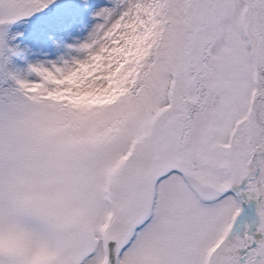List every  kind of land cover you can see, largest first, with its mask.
<instances>
[{"label":"snow or ice","instance_id":"6c2138e0","mask_svg":"<svg viewBox=\"0 0 264 264\" xmlns=\"http://www.w3.org/2000/svg\"><path fill=\"white\" fill-rule=\"evenodd\" d=\"M0 264H264V0H0Z\"/></svg>","mask_w":264,"mask_h":264}]
</instances>
